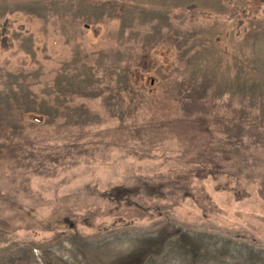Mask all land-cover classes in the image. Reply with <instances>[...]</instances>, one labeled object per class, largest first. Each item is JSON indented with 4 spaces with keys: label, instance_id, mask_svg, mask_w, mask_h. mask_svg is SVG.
I'll list each match as a JSON object with an SVG mask.
<instances>
[{
    "label": "rangeland",
    "instance_id": "374dc122",
    "mask_svg": "<svg viewBox=\"0 0 264 264\" xmlns=\"http://www.w3.org/2000/svg\"><path fill=\"white\" fill-rule=\"evenodd\" d=\"M0 264H264V0H0Z\"/></svg>",
    "mask_w": 264,
    "mask_h": 264
},
{
    "label": "trees",
    "instance_id": "16d2710c",
    "mask_svg": "<svg viewBox=\"0 0 264 264\" xmlns=\"http://www.w3.org/2000/svg\"><path fill=\"white\" fill-rule=\"evenodd\" d=\"M229 10L231 12L230 13L231 14V17H233V18H235V19L238 20L239 27L244 26V24H245V18L246 17L248 18V16H249V15H247L245 13V11H244L245 9H242L240 7H237V6H231V8ZM41 116H43V115H41ZM40 121H42V119ZM223 130H225L228 133V134H224L223 136H229V137L233 138V140L235 139V136L229 135V134H232V133H230L228 126H225ZM235 146H239L238 143H235Z\"/></svg>",
    "mask_w": 264,
    "mask_h": 264
}]
</instances>
